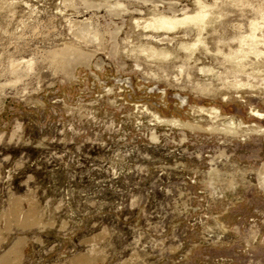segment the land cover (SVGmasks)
<instances>
[{
	"label": "rangeland",
	"instance_id": "obj_1",
	"mask_svg": "<svg viewBox=\"0 0 264 264\" xmlns=\"http://www.w3.org/2000/svg\"><path fill=\"white\" fill-rule=\"evenodd\" d=\"M0 228L30 264H264V0H0Z\"/></svg>",
	"mask_w": 264,
	"mask_h": 264
},
{
	"label": "crops",
	"instance_id": "obj_2",
	"mask_svg": "<svg viewBox=\"0 0 264 264\" xmlns=\"http://www.w3.org/2000/svg\"><path fill=\"white\" fill-rule=\"evenodd\" d=\"M28 222L22 219L16 223L15 228L25 231L30 226ZM29 240L26 235H18L6 243L4 232L0 228V264H30V257L27 253Z\"/></svg>",
	"mask_w": 264,
	"mask_h": 264
},
{
	"label": "bare ground",
	"instance_id": "obj_3",
	"mask_svg": "<svg viewBox=\"0 0 264 264\" xmlns=\"http://www.w3.org/2000/svg\"><path fill=\"white\" fill-rule=\"evenodd\" d=\"M200 18V15L198 14L197 16H195V17H193L192 19L194 20V19H199ZM190 19V18H189ZM166 22V21H165ZM164 22V23H165ZM166 24H168V25H172L173 24V22H166ZM231 123V122H230ZM229 123V124H230Z\"/></svg>",
	"mask_w": 264,
	"mask_h": 264
}]
</instances>
